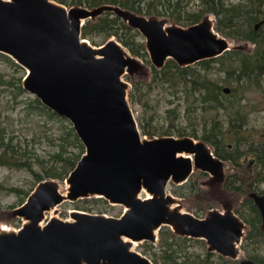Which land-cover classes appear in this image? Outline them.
Here are the masks:
<instances>
[{"label": "water", "instance_id": "1", "mask_svg": "<svg viewBox=\"0 0 264 264\" xmlns=\"http://www.w3.org/2000/svg\"><path fill=\"white\" fill-rule=\"evenodd\" d=\"M106 12L143 35L158 69L169 59L184 67L248 46H233L210 16L182 26L114 4L89 8L54 0H0V52L26 69L23 88L68 119L85 146L66 178V195L57 180H43L13 211L25 220L23 226L0 227V264H154L133 245L155 243L163 227L205 240L209 252L238 259L246 223L232 205L199 218L168 192L171 183L188 182L195 170L222 184L226 161L191 136L144 137L123 79L126 73L143 71L144 62L115 38L96 47L82 36L86 21ZM143 192L148 196L142 197ZM249 196L260 211L264 232V194L253 191ZM90 197H102L125 211L112 217L74 210L73 220L52 217L43 224L45 212L64 200ZM241 264L258 263L243 258Z\"/></svg>", "mask_w": 264, "mask_h": 264}, {"label": "rangeland", "instance_id": "2", "mask_svg": "<svg viewBox=\"0 0 264 264\" xmlns=\"http://www.w3.org/2000/svg\"><path fill=\"white\" fill-rule=\"evenodd\" d=\"M238 2L239 0H227V3L235 4ZM199 4L198 0L191 1L188 6L189 10L195 11L199 8ZM65 6L72 7L80 5L69 3ZM208 16L214 20L216 28V16L214 14H209ZM158 17L166 19L168 24H177L168 17ZM226 37L233 46L247 43V41L232 39L228 36ZM84 39L96 47L105 43L104 39L101 37H97L99 43H102L101 45H94L90 40ZM142 39L145 42L143 35ZM254 48L255 44L249 41L248 46L242 51L245 54H249L253 52ZM128 52L130 51L128 50ZM142 61L145 65L143 71L135 74L126 73L123 76V79L129 83L128 100L137 120L139 118L144 123H148L149 127L157 134L170 129L173 134L172 136L183 137L178 135V130H183L190 135L196 133L198 137L201 138L206 121L209 120V117L216 116L224 123L225 132H228L229 124L226 110L221 108L217 113L216 111L205 112L202 107L199 106L195 111L190 110L188 112L186 107L188 102H191V100L193 101V98L189 100L186 99L183 90L184 86L181 85L175 88L176 86H171L168 83L158 84V82L154 81L152 63H146L144 60ZM195 67L200 70L202 76L204 75L214 81L220 82L223 87H229L231 89L237 88L234 95L231 96L230 93V95L223 99L226 104H228L230 100L233 101L235 105H238V101L241 102L239 107L248 115V122L243 127L244 132L242 135L247 137L256 147L257 144L264 139V76L261 78L259 85L245 89L242 87L240 88V85H238L236 81L225 82V74L220 69V65L217 62H212L211 68L208 70H204L199 65ZM26 73L27 71L25 68L21 69L0 57V76L3 78V80H0V126L5 128V142L13 138V143L20 147L21 150H24L23 153H29L28 159L31 162H35V171L43 172V165H51V156L59 150L61 145L66 144L64 140L66 128L64 126L71 122L68 119L67 121H62L57 118H50L41 112H36L32 116H27V103L31 102L35 95L27 91L19 97V100L15 99V95L18 91L17 86L19 85V79L25 77ZM131 92L135 93L134 101L130 99ZM170 109H174V112H169ZM207 125H210V122ZM144 137L154 138L161 136L144 135ZM250 146L251 145H246L243 146V148L249 149ZM210 147L214 149L212 145H210ZM68 150L74 153L78 152L79 148L68 146ZM254 168L255 154L251 152L248 153L239 164L226 161V178L229 180V176L236 174L249 183L254 174L252 173ZM207 178V174L202 175L200 171L195 170L191 176V181H196V190H184L185 192L183 195H177L173 192L174 185L171 183L168 186V192L177 197V202L182 206L184 211L191 212L195 215L205 216L213 209L224 211L226 205H232L234 212L239 209L246 217L250 216V209L245 204L247 195L250 192L246 184L243 185L242 191H238L228 187L225 182L222 185L210 184L206 182ZM48 179L57 180L60 184V192L64 195L67 194L69 185L66 179L46 178L45 180ZM35 182V175L30 170H15L0 166V183H3L7 187H18L19 189L28 191L35 187ZM256 187L258 191L264 193V182L257 184ZM20 199L21 198L15 192L3 191L0 193V227H6L8 230H18L23 226L25 220L19 216L13 215V211L20 206ZM92 199H94V197L83 198L77 201L64 200L55 208L45 212L43 224L52 217L73 220L71 212L74 210L93 214H104L112 217H120L124 212V206L110 204L109 202L94 204L92 203ZM236 214L246 222L245 237L249 233L251 226L240 213ZM157 235L158 240L155 243L148 241L137 242L136 245H133V249L147 256L153 262L155 256L161 255V246L163 245V236L165 235L169 236V242L177 240L181 243L183 252L182 256L178 258V262L181 264H184V258L187 256L190 259L187 264L203 262L208 258V246L203 239L189 237L184 241V236L181 237L170 227H163L158 231ZM243 243L246 248L242 247ZM242 244L241 255L234 261L240 263L241 259L248 258L249 255L253 254L264 256V238L257 237V239L252 238L247 241L243 240ZM174 247L175 249L179 248L176 244ZM228 259L232 260L231 258ZM209 263L219 264V254L213 253L209 259Z\"/></svg>", "mask_w": 264, "mask_h": 264}, {"label": "trees", "instance_id": "3", "mask_svg": "<svg viewBox=\"0 0 264 264\" xmlns=\"http://www.w3.org/2000/svg\"><path fill=\"white\" fill-rule=\"evenodd\" d=\"M60 4L86 6L89 8L96 7L102 4H114L123 8L130 9L136 13L144 14L147 16H162L168 17L171 21L180 25H191L199 22L201 19L209 14H214L217 18L216 30L224 36L232 39H239L243 41H250L255 44L252 53L245 54L242 50L232 49L226 51L223 55L204 59L189 66H180L173 59H169L165 65L158 69L152 65L154 71V81L163 84H170L171 86L180 87L184 86V93L186 99H192L188 102L187 111H195L199 106L205 112L220 110L221 108L227 111V121L229 124L228 132H225L224 123L219 120V117L211 116L206 121L203 134L200 137L196 133L192 135L187 134L183 130H178L179 136L190 135L196 139H202L208 144L212 145L216 153L223 159L230 160L234 164H239L248 153L255 154V168L252 173L253 176L249 183L243 178L238 176L236 180L230 182L227 180L225 184L236 190L242 191L243 185L246 184L250 191H258L257 184L264 182V139L255 147L250 140L243 136V127L248 122V115L239 107L241 104L235 105L233 101L224 102V97L230 94L223 92V85L220 82L214 81L207 76H202L200 70L195 66H201L204 70L211 67L212 62H217L220 69L224 72L225 82L236 81L240 88H250L260 84L261 78L264 76V28L255 30V23L264 18V0H239L238 3H227V0H198V9L195 11L189 10V4L193 0H56ZM165 6V7H163ZM82 36L90 40L94 45H101L97 37L104 39V42L110 38L115 37L123 46H125L130 53L140 57L146 63H151L149 54L147 52L145 42L142 39L141 33L129 26L127 22L123 21L119 16L112 12H106L102 16L94 20H88L82 28ZM0 57L4 60L11 62L13 65L23 68L10 56L1 53ZM23 78L19 79L17 86V94L15 99L27 91L23 88ZM0 80L3 78L0 76ZM243 85V86H242ZM237 88L231 89V96L235 94ZM135 93L131 92L130 99L134 101ZM18 104V103H16ZM27 116H32L36 112H41L50 118H57L58 120L67 121L55 113L50 108L46 107L37 97L27 103L26 106ZM169 112H174L170 109ZM140 129L143 135H173L170 129L164 130L159 134L151 129L148 123H144L138 118ZM210 122V125H207ZM66 128L64 140L66 144L61 145L59 150L54 153L51 165H43V172H36L34 169L35 162L28 159V152L23 153L20 147L13 143V138L5 142V128L0 126V166L7 167L8 169L15 170H30L34 173L36 182L35 187L46 178H57L65 180L69 174L74 170L77 163L85 153V146L76 133L73 125L68 123L64 126ZM251 145L249 149L243 146ZM68 146H75L79 148L78 152H69ZM32 189L24 191L18 187H7L0 183V193L3 191L15 192L20 199V205L23 204ZM197 189L196 181H191L180 186H174L173 192L177 195H183L184 190L194 191ZM260 192V191H258ZM261 193V192H260ZM108 202L102 197H94L92 203ZM245 204L250 209V216L246 215L237 209L236 213H240L242 217L251 226L249 233L243 240H250L257 237L264 238V232L260 228L261 215L260 211L253 201L247 195ZM175 244L179 248L175 249ZM244 244V243H243ZM242 247H245V244ZM162 245V244H161ZM183 247L177 240L169 242V236H163V245L161 246V255L154 257V264H181L178 258L182 256ZM213 253H208L210 258ZM219 264H241L233 259L230 260L226 257L219 255ZM258 264H264V256L257 254L249 255ZM208 260V259H207ZM190 261L189 257L184 258V264Z\"/></svg>", "mask_w": 264, "mask_h": 264}, {"label": "flooded vegetation", "instance_id": "4", "mask_svg": "<svg viewBox=\"0 0 264 264\" xmlns=\"http://www.w3.org/2000/svg\"><path fill=\"white\" fill-rule=\"evenodd\" d=\"M208 16V15H207ZM259 25V26H258ZM260 28H264V18H260V20L258 21V22H256L255 23V30L256 31H258ZM247 42H249V41H247ZM239 50H241V49H239ZM223 92L224 93H226V94H230L231 93V88H229V87H223ZM166 136H172V135H166ZM188 136H190V135H188ZM184 137V136H183ZM192 137V136H191ZM194 138V137H193ZM196 139V138H195ZM196 140H199V139H196ZM207 143V142H206ZM212 151H213V154L216 156V157H219V158H221V159H223L222 157H220L217 153H216V150H215V148L214 149H212ZM224 161H230V160H226V159H223ZM233 163V162H232ZM200 173L202 174V175H208V178H207V180H206V182H208V183H210V184H213V185H222L224 182H226V180H227V178H226V176H225V180H224V182L222 183V184H218L215 180H213L212 179V177H211V175L209 174V173H206V172H202V171H200ZM237 175L236 174H233V175H231V176H229L228 178H229V181L230 182H233L234 180H236L237 179V177H236ZM191 178V177H190ZM204 180V181H205ZM189 181V180H188ZM183 185V184H182ZM174 186H180V185H174ZM190 191V190H189ZM250 192H253V191H250ZM249 192V193H250ZM255 192H257V193H260V192H258V191H255ZM249 193H248V195H249ZM260 194H264V193H260ZM145 197H147V196H145ZM144 197V198H145ZM250 197V196H249ZM148 198H150V197H148ZM251 198V197H250ZM251 199H253V198H251ZM254 201V200H253ZM255 202V201H254ZM127 209V208H126ZM214 210V209H213ZM218 210V209H217ZM125 211V210H124ZM220 211V210H219ZM188 212V211H187ZM236 212V211H235ZM191 213V212H190ZM209 213V212H208ZM208 213L205 215V216H199V215H196L197 217H199V218H205L207 215H208ZM193 214V213H192ZM195 215V214H194ZM261 215V214H260ZM245 222V221H244ZM246 223V222H245ZM261 224H262V218H261ZM261 224H260V228H261ZM262 230V229H261ZM181 237H183L184 235H180ZM189 238V236H184V241H185V239L187 240ZM193 238V237H192ZM198 239V238H197ZM205 241V240H204ZM206 242V241H205ZM242 248V247H241ZM209 253H212V252H209ZM224 257V256H223ZM227 258V257H226ZM249 259H251L250 257H248ZM208 259V260H207ZM206 260H204L203 262H209V257L207 258ZM234 260V259H233ZM236 260V259H235ZM253 260V259H252ZM255 261V260H254ZM202 262V261H201ZM197 263V262H196ZM240 263H241V260H240ZM210 264V263H209Z\"/></svg>", "mask_w": 264, "mask_h": 264}, {"label": "bare ground", "instance_id": "5", "mask_svg": "<svg viewBox=\"0 0 264 264\" xmlns=\"http://www.w3.org/2000/svg\"><path fill=\"white\" fill-rule=\"evenodd\" d=\"M2 228L8 230V228H6V227H3V226H2ZM134 244L136 245V242H135Z\"/></svg>", "mask_w": 264, "mask_h": 264}]
</instances>
